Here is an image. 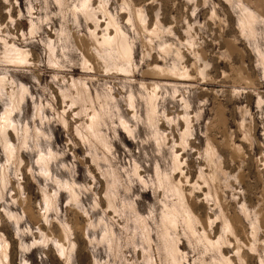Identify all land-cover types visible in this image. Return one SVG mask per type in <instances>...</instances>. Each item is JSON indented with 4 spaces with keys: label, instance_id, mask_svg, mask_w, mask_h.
I'll return each mask as SVG.
<instances>
[{
    "label": "rangeland",
    "instance_id": "obj_1",
    "mask_svg": "<svg viewBox=\"0 0 264 264\" xmlns=\"http://www.w3.org/2000/svg\"><path fill=\"white\" fill-rule=\"evenodd\" d=\"M80 1L0 0V36L27 50L30 59L27 68L12 66L5 61L1 44L0 75H7L19 86L25 84L32 94L16 112L18 134H10L18 148L17 162H7L0 142V173L6 167L10 180L5 198L0 197V233L11 243L10 263L22 264L25 259L26 264H65L56 256L54 246L36 248L32 254L20 251L21 244H32L35 236L41 238L39 225L57 239L65 229L70 230L76 244L71 264H167L160 235L164 207L171 197L159 188L156 170L173 177L177 152L184 171L175 180L182 182L192 214L201 222L197 225L199 232L206 230L212 239L222 238L223 242L232 239L231 244L223 246L227 258L235 264H261L264 69L258 50L264 53V0H95L96 7L106 4L133 42L137 67L133 74L122 76L97 57L87 22L82 17L77 21L72 14ZM238 2L263 19L255 24L254 38L244 36L239 27L242 13ZM138 10L143 13L144 25L160 29L157 37L143 28ZM164 43L180 49L184 56L181 65L188 70L190 81L166 79L154 70L155 65L173 64V58L165 59L161 52ZM50 45L55 46V60ZM87 47L91 49L89 54ZM108 63L113 66V61ZM73 79L88 85L92 104H73ZM155 85L159 86L158 116L153 125L147 119L146 99ZM67 91L72 95L65 98L62 94ZM111 95L115 101L109 98ZM130 95L134 96V108L129 103ZM105 100L116 114L107 117L103 126L108 150L99 144L90 145L79 133H85L90 116L94 110L100 111ZM8 106V99H0V117ZM37 106L42 107V120L37 117ZM184 117L191 126L187 144L182 146V133L187 128ZM122 119L133 136L123 130ZM26 125L46 135L38 142L30 136L24 147L21 134ZM50 150L57 154L49 162L53 179L76 183L79 203H71L68 191L63 192L52 179L41 176L39 154L48 156ZM136 164L146 185L134 175ZM110 176L118 181L117 190L109 187L113 181ZM44 191L57 193V214L50 211L44 216ZM111 192L117 196L115 209L107 200ZM243 206L255 222L260 218L256 238L252 236L253 221L243 217ZM128 207L148 221L153 239L150 246L136 223V213ZM5 209L14 210L22 218L21 231L8 219ZM222 215L232 222L242 215L241 222H234L241 243L227 234ZM184 229L180 223L177 235L186 264H214V258H220L217 251L206 249L199 240H188ZM109 230L114 232L113 244L111 238L103 239ZM251 243L258 251L245 247L238 253V245Z\"/></svg>",
    "mask_w": 264,
    "mask_h": 264
},
{
    "label": "bare ground",
    "instance_id": "obj_2",
    "mask_svg": "<svg viewBox=\"0 0 264 264\" xmlns=\"http://www.w3.org/2000/svg\"><path fill=\"white\" fill-rule=\"evenodd\" d=\"M228 1H232V0H228ZM60 4H62V2H60ZM237 7L242 13V18L240 19V24H239L242 33L244 34V36L246 35L250 38H254L256 35L255 24L258 22H262L263 19H260L259 16H257L254 11H252L249 7L244 6L243 3L241 2H238ZM72 14L75 16L77 21H79L80 17H82L87 22L88 29L90 31V38L95 42L96 50L98 52L97 57L107 66L108 69L115 70L116 74L121 76L124 74L125 75L131 73L133 74L134 70L137 67L135 64V53H134L133 42L131 41V37L129 36V34L124 31L121 24L114 18L113 14H111L109 9L106 8L105 3H102L99 7H96L95 0H81L80 4L75 7V10L72 12ZM137 18L141 23V25H143V28L148 33L157 37L158 33H160V29L158 27L155 29H150L147 25H144V18L142 11L138 10ZM103 19L105 20L103 21ZM131 21L132 20L129 19V22ZM104 25H106L105 28ZM133 26H135V24H133ZM33 31L34 28L32 29V32ZM1 44H3L5 47V53L3 54L6 62H9L14 67L27 68V65L30 64L29 52L27 50L20 48L15 43L9 42L0 36V45ZM160 47H161V52L163 53L165 59L167 57L173 58V64L170 67L155 65L154 70L160 76L165 77L166 79L177 80L180 82L190 81L189 79H191V76L189 75L188 70L186 69V67H183L181 65L184 56L182 55L180 49L177 47H173L172 44H165V43L162 44V46ZM86 50H87L86 52L89 54L91 49L87 47ZM50 51H51L52 59L55 60L57 56L55 55L54 45H50ZM258 53L259 56L261 57V64L263 65V69H264V53L261 50H258ZM109 60L113 61V66L109 65L108 63ZM88 64L89 61L88 59H86L85 65ZM200 72L202 74V70ZM71 88L75 89L76 91V97L72 96L73 104L79 103L81 106H84L87 103L92 104L94 102V98L90 92V89L88 85H86L85 83L73 79ZM158 88L159 86L155 85L152 92L148 93L146 99L147 119L149 123L153 125L156 123V118L158 116V111H157L158 106L156 104V101L158 99V94H157ZM29 95L32 94L30 93V91L28 90L25 84L22 83L19 86L13 80L8 78L7 75L5 74L0 75V99L3 100L4 98H6L9 100L8 108L0 117V142L3 146L5 153L7 154V162H10L12 160H14V162H17L19 159L18 148H16L12 143V141L10 140V134H12V132H16L18 134L16 128V121H15V118L17 116L16 112L17 110H19L21 104L27 101ZM62 95L65 98H67V97H71L72 93L67 91V92H63ZM96 98L99 99V96L97 95ZM109 98L112 101H115L113 95L109 96ZM129 103L131 107L134 108L135 101L133 95H130ZM112 112L113 111H111V109H108V103L106 100L104 101L103 104L101 103L100 111L94 110L92 116H90L89 122H87L85 127V133L79 132L81 138H83L85 141H88L90 145L99 144L104 149L108 150L109 146L106 141V136L103 133V126L106 125L107 117L113 118L116 116V114ZM37 117L41 120L43 119V117H45L44 113H42V107L40 106H37ZM184 120L187 123V128L182 133V141H181L182 146L183 145L185 146V144H187V138L190 136V126H191L188 117H184ZM63 123L65 124L67 123L65 119L63 120ZM122 125H123V130L133 136V131L131 130V128L128 126V123L124 119H122ZM35 127L37 128V126ZM21 135L23 139V146L27 147L26 144L30 136L33 135L35 141L38 142L40 136H44L46 134L39 128L32 131L29 125H26ZM157 143L159 146H161V143L158 141V139H157ZM213 156H216L215 152H213ZM56 157L57 154H55L52 150H50L48 156L44 155L43 153L39 154L37 163L41 169V176L47 180L52 179L53 182L57 183L61 187V189L64 190L63 192L68 191L70 194L69 199L71 203H79L80 201H79V195L76 191V187H77L76 183H69V182L63 183L57 177L53 179L49 162L52 159H55ZM182 164H183V160H181L179 154L175 152L173 158V171H174L173 177L167 174H162L158 168L156 170L159 188H162L164 191H167L171 197L170 203L166 204L164 207L165 211L162 215V220H161L162 230L160 235L161 243L163 244V250L166 254L167 264H186L187 262V258L184 252L178 246L180 242V237L177 235V232L180 223L184 225L185 236L188 240H190L191 238L197 239L205 245L206 249L217 251L219 253L220 258L219 259L214 258V264H235L231 259L227 258L224 251L225 247L223 246V245L231 244L232 239H227V240L225 239L226 240L225 242L222 241V238L214 240L210 237V235L207 233L206 230H203L202 233H200L199 230L197 229V225H199L201 222L192 214L191 208L187 202L188 195L187 193H185V190L183 189L182 182L181 181L176 182L175 180L176 175L183 174L184 170L182 169ZM3 170L4 171L0 173V197L2 199L5 198L4 191L7 189L10 183V180L8 179L7 176L8 169L5 167ZM138 171H139V167L136 164L134 175L143 184L146 185L145 182L146 180L143 179V177ZM110 177L113 179V181H112V185L109 187L113 188V190H117L118 181L116 180L115 176H110ZM56 197H57V193H55V195H52L51 192H47V191L43 192V201L46 206V211L44 212L45 217L50 211H52L53 213L56 212L57 214L58 207H57ZM116 197L117 196L115 194H112V192L107 194L109 207L114 209L116 208L114 206V201H116L115 200ZM129 210H131V212L133 211L136 213L135 216L136 223L141 228L142 235L144 237L147 246H150L153 239L150 233V226L148 221L145 218H143L139 213H137L136 209L130 208ZM241 211L243 213L244 218L251 219V221H253L252 236L253 238H256V235L259 230L258 224L260 218L259 219L257 218L255 222L252 219L251 212L246 206H243ZM4 212L7 214L8 219L11 220L12 223L19 226V229L21 231L22 229L21 223L23 222L22 218L12 209L11 210L9 209L8 211L5 209ZM33 216L34 215H31L32 220H33ZM243 217L242 215H238L233 221L237 223L241 222ZM255 217H257V214L255 215ZM48 219L49 217H47V220ZM221 219L224 228L227 230V234L232 235V237L236 240L237 243H241V241L238 238V232L234 227L237 224L229 220V218L226 217L225 215H222ZM209 223H212V221L209 220ZM38 230H39V234L41 235V238L35 236L32 244H28V245L21 244L20 251L22 253L30 252L32 254V252L36 248L39 247L51 248L52 246H54V248L57 250L56 256L59 259L65 260V264H71V253L75 248L76 244L70 238V230L65 229L64 234L60 239L52 237L50 234L46 233L42 226L38 225ZM113 235L114 232L112 230L106 231L103 239L108 240L109 238H111L113 244V240H112ZM0 243H1L0 264H11L10 263L11 243L5 237V235H2L1 233H0ZM245 247L246 248L249 247V249L253 251H258L256 246L253 245L252 243L250 245L248 244L238 245L236 249L238 250V253H240L241 250L244 251ZM243 257H244L243 255H240L242 261H244ZM26 263L28 262L25 259H23L22 264H26ZM146 264H157V263L154 261L152 262L147 261ZM201 264H207V263L202 262ZM261 264H264V259H261Z\"/></svg>",
    "mask_w": 264,
    "mask_h": 264
}]
</instances>
